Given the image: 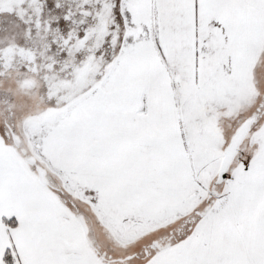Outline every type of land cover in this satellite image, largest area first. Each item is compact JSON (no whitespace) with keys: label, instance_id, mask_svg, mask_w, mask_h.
<instances>
[{"label":"snow or ice","instance_id":"snow-or-ice-1","mask_svg":"<svg viewBox=\"0 0 264 264\" xmlns=\"http://www.w3.org/2000/svg\"><path fill=\"white\" fill-rule=\"evenodd\" d=\"M0 264H264V0H0Z\"/></svg>","mask_w":264,"mask_h":264}]
</instances>
